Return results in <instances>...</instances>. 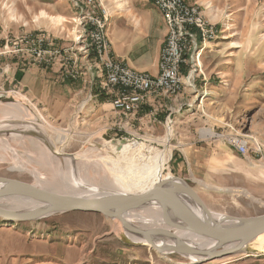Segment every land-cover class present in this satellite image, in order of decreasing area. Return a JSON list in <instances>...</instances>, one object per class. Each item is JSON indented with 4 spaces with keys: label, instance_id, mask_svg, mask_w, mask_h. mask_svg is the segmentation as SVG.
I'll use <instances>...</instances> for the list:
<instances>
[{
    "label": "rangeland",
    "instance_id": "1",
    "mask_svg": "<svg viewBox=\"0 0 264 264\" xmlns=\"http://www.w3.org/2000/svg\"><path fill=\"white\" fill-rule=\"evenodd\" d=\"M97 3L109 14L108 34L113 51L128 35L129 40L123 42L125 50L150 57L157 34L150 31V43L146 44V24L139 18L144 11L156 26L157 12L148 4L150 1ZM121 7L126 8L120 17L123 22L117 15ZM230 8L228 3L222 18L205 15L219 30L214 41L222 44V50L206 59L203 53L208 48L201 53L192 75L194 82H187L180 91L190 99L182 106L185 114L178 120L170 113L174 122L170 126L165 120L170 110L164 106L150 117L149 128L142 130L133 121L125 127L118 125V115L110 103L102 109L92 108L95 84H87L86 91L92 90L89 95L86 91L78 94L82 88L78 80L86 71V62L91 66L84 56L79 57L81 76L71 79L60 70L63 80L53 71L58 66L61 69L60 65L34 64L15 54L0 55V126H32L24 133L15 129L0 131V177L39 187L47 182L51 183L47 184L49 187L54 186V182L62 185L59 188L66 189V194L90 197L110 191V183L117 178L132 184L145 180L150 174L148 161L166 151L161 181L183 184L174 177L185 180L207 208L220 217L264 214V0H239L235 14H231ZM78 12L74 0H0V46L7 38L45 34L58 47L68 48L60 42L68 39L73 45V18ZM135 16L142 30L133 28ZM124 22L133 29L124 28ZM213 59L220 74L209 71L210 75L203 66L205 60L211 64ZM18 61L21 64L14 65ZM8 62L16 67L15 71ZM90 70L96 72V68ZM198 91L206 96L205 100H199L198 95V101H192ZM101 117L105 119L100 120ZM184 120L188 122L183 123ZM190 127L194 130L190 131ZM186 129L195 137L196 144L188 139ZM65 135L69 138L63 144ZM229 135L248 139L246 155L228 144ZM126 141L137 142L143 148L140 154L131 150L126 158L117 159L116 142ZM258 147L263 149L262 153L257 151ZM65 154L77 156L70 172L64 166ZM183 158L193 159V165L183 164ZM133 224L140 227L138 222ZM118 227L112 219L83 211L18 223L0 219V264H192L178 253L163 255L148 245L128 243ZM251 243L244 252L202 264H264V249Z\"/></svg>",
    "mask_w": 264,
    "mask_h": 264
},
{
    "label": "built area",
    "instance_id": "2",
    "mask_svg": "<svg viewBox=\"0 0 264 264\" xmlns=\"http://www.w3.org/2000/svg\"><path fill=\"white\" fill-rule=\"evenodd\" d=\"M153 2L167 28L156 76L134 69L115 56L108 34L110 17L97 0H74L79 12L73 18L76 33L70 47H58L49 35H25L7 38L0 46V55L15 54L34 64L60 65L63 74L71 79L81 76L79 57L84 56L91 62L90 67L100 74L101 91L108 96L114 109L126 117H135L152 96H176L187 82H194L192 75L201 53L218 38L216 24L207 19L197 0L192 3L187 0ZM189 52L195 60L188 75L184 76L182 67L187 63ZM173 123L170 114L166 124ZM247 140L233 135L227 137L228 144L242 155L249 151ZM257 151L262 153L263 149L258 147Z\"/></svg>",
    "mask_w": 264,
    "mask_h": 264
},
{
    "label": "water",
    "instance_id": "3",
    "mask_svg": "<svg viewBox=\"0 0 264 264\" xmlns=\"http://www.w3.org/2000/svg\"><path fill=\"white\" fill-rule=\"evenodd\" d=\"M174 178L182 181L183 184L163 180L144 192L86 197L57 193L33 183L0 177V200L21 197L41 204L39 208L26 211H17L0 206V219L18 223L39 220L59 213L83 211L96 213L112 220L118 219L127 232L143 235L152 248H154L155 240L158 237L180 240L176 234L179 230L214 242V245L209 249L181 242L174 247L168 246L169 253L198 257L197 260L191 261L192 264H202L241 253L243 248L264 234V214L238 218V222L234 224H220L213 219L210 210L195 190L185 180L178 177ZM180 197L185 198L189 202L188 205ZM192 203L201 207L206 216L203 217L198 214ZM152 204L162 206L165 223L170 228L169 230H164V232L161 230H143L127 222L125 217L129 212ZM169 212H172V217ZM164 248L158 251L162 253L165 251Z\"/></svg>",
    "mask_w": 264,
    "mask_h": 264
},
{
    "label": "crops",
    "instance_id": "4",
    "mask_svg": "<svg viewBox=\"0 0 264 264\" xmlns=\"http://www.w3.org/2000/svg\"><path fill=\"white\" fill-rule=\"evenodd\" d=\"M149 1H150V3H148V4H151L152 7L155 8L156 12H157L158 21L156 22V26H154V24H153L154 22H153L152 18L149 17L147 15V13H145L144 11L142 12L141 17H139V18L143 19L144 20L143 23L146 24L147 33H146V36L144 39L146 44L150 43L149 42L150 40L148 38H150L152 36L151 35L152 33L157 34L158 39L156 41V45H155L154 51L152 52L151 56L148 57L144 53H139V54L138 53L137 54L132 53L131 54L130 52H127L125 50L127 47H125L123 42H127L129 40L128 35H126L125 38H123V42L120 46H115L114 53L119 60L126 63L130 67L137 69V70H140V71L149 72L150 74L156 76L159 74V62H160L162 47H163V44H164L166 36H167V28H166V25H165V22L163 20L161 12L156 7L153 0H149ZM193 1L194 0H187L188 3H192ZM197 1L202 5L203 12L207 17L222 18V17H224V14L226 11L225 7L228 5V3L230 4V7H231L229 10H232V12H233V13L231 12V14H235V12L238 10L237 8H238V1L239 0H197ZM122 16H124V15H122ZM122 16H118V20L123 22L124 19L120 18ZM134 20L135 21L132 24L133 28L135 30H142L143 28H142V24H141L140 20H137L136 16L134 17ZM113 24H114V22L111 24V30L112 31H113ZM123 24H124V28L128 29L129 31L133 29L131 27V24H129L127 22H124ZM150 31H151V34H150ZM148 34H149V37H148ZM122 37H124V35ZM60 44L63 46H71L72 45V43L68 39H63V41L61 40ZM143 46H145V45H143ZM207 48H208V50H206ZM207 48L205 49L206 50L205 52L203 50L204 53L202 52L204 59L208 58L206 56H211V57L216 56L218 54V52H220V50H222V44L219 42L213 41V42L208 44ZM193 60H195V59L192 56V53L189 52L187 54V63L184 64L182 67V73L184 74V76H187L189 71L191 70V67L193 65ZM215 62H216V59H213L211 64L209 62H207L206 60L203 63V66L207 69L208 74H210V75L212 73H209V71L217 73V74L221 73V71L218 70V65L214 64ZM20 64L21 63H19V61H18V62H15L14 65H20ZM8 65H10L12 67V64L10 62H8ZM15 69H16V67L13 66L12 70L15 71ZM24 70L25 69H21L20 71H24ZM29 70H32V69L30 68ZM60 70L61 69L58 66V68L57 67L54 68L53 71L57 72L58 73L57 76L64 80V78L61 75L62 73H60ZM84 70H86L84 72V75L78 80L79 82L82 83L81 84L82 88L79 90L78 94L81 95L82 93H84L86 91L88 83H89L90 87L91 86L93 87V84H95L94 88H95L96 92L94 93L95 98H94V100H92V102H93L92 108H98L99 107V109H102V108H105V106H106L105 104H107V103H110L109 106L110 105L112 106L111 101L109 100L108 96L105 95L101 91L100 74L97 71L93 72V70H90V67H88L87 62H86V66H84ZM208 74H206V76ZM197 77L200 78L201 82L203 81L201 79L200 74H198ZM91 91H92L91 89L86 91L87 95H89L91 93ZM183 93L185 94V92H183ZM183 93H180L177 96H173V95H171V96L158 95L155 97L152 96L149 103L146 106H144V108L135 117H126V116L122 115L121 113H119L118 111H116L114 109V107L112 106L113 110L115 111V114L118 115V119L116 120L117 121L116 123L120 126L125 127V126L130 125L131 121H133V125H138V128L140 130L148 129L149 128L148 121H149L150 117L153 114L155 115L156 111L163 106L168 107L166 110H170V112L167 114V116L170 113H173L174 117H177V119L179 120L185 114V112H183V110H182V106L184 104L188 103V101L190 100V99L186 98V96ZM198 95H200V97ZM90 96L92 97L93 94H91ZM197 96L199 97V100L201 97H203V100H205V98H206V96H202L201 92L198 91L196 96H194L195 98L192 97V101H195V100L198 101ZM123 118H125V119L127 118V120L123 121ZM166 118L167 117L165 116V120H166ZM103 119H105V117L100 118V120H103ZM186 120H184L183 123H187L188 121H186ZM189 130L190 131L194 130V127H190ZM189 130H187V129L185 130L186 135H187L188 139L193 140V142H194L193 145H194V144H196V141H194L195 137L192 134H190ZM190 155H192V154L190 153ZM192 160L193 159H190V158H183L182 163L183 164L188 163V164L193 165ZM183 164H179V165H182V167H183Z\"/></svg>",
    "mask_w": 264,
    "mask_h": 264
},
{
    "label": "bare ground",
    "instance_id": "5",
    "mask_svg": "<svg viewBox=\"0 0 264 264\" xmlns=\"http://www.w3.org/2000/svg\"><path fill=\"white\" fill-rule=\"evenodd\" d=\"M125 10H126V8L121 7L120 10H119V12L117 13V15L118 16H122L124 14ZM13 106H14V104H13ZM7 109H6V112H7ZM18 110H19V108H18ZM4 111H5V109H4ZM22 124H21V126H19V128H15L14 126L1 125L0 126V131H9L10 129H15V130H17L20 133H24V132L30 131V129H32V126L31 125H27L28 123L26 125L25 124L22 125ZM65 136H66V140L64 141L63 144H66V142H67V140L69 138V136H67V135H65ZM3 144L4 145H7V143L6 144L3 143ZM142 145H144V144H142ZM142 148L143 147L140 146L137 142H134V143H129L128 141H126V142H116L115 149L118 151V154L117 155H119V157L117 159L126 158V154L129 151H131V150H133L135 152L138 151V153H139V151L141 152V149ZM46 151H48V149ZM131 153H132V151H131ZM65 155L67 157H64V166L70 172L72 170V166L75 164V160H76L77 156L74 155L72 157L69 154H65ZM138 155H136V157H138ZM145 160L147 161V159H145ZM119 161H121V160H119ZM165 161H166V151H162V152L158 153L156 155V157L154 156L153 160L151 159V160L148 161L149 164L151 165L150 168L148 169L149 172H150V174H148L147 178L145 177L146 178L145 180L142 178L143 180L137 181V183H133L132 184L131 182H128V183L120 182L119 179L117 178L116 179V182L114 181V182L110 183V185H109L112 189H114L116 191H114V190L111 189L110 191H106L104 193L103 192L102 193H94V194L90 195V197L91 196L92 197L103 196V194H113L114 192H116V193L117 192H119V193H138V192H144V191L152 188L158 182H161L160 178H161V173L163 171V168L165 166ZM140 162H142V161H140ZM55 163H53V164H55ZM117 163H118V161H117ZM125 165L126 164L124 163V167H125ZM141 172H142V170H141ZM136 176H137V174H136ZM53 183H52V185H54V186H50V187L48 185H50L51 183L50 184L48 182L47 183H42V184L40 183V187L41 188H44V189H47V190H51L53 192H57V193H62V194H66L67 193L66 189H62L63 187L62 188H59V186L61 187L62 185H55ZM171 183H177V182H171ZM45 184L46 185L48 184V185L46 186ZM58 184H60V183H58ZM132 185H135V186L132 187ZM137 185H139V186L141 185V186L138 187ZM78 194H85V192L84 193H79L78 192ZM70 195H73V194H70ZM78 196H80V195H78ZM86 197H88V196H86ZM180 198H181V200L185 204L188 205L189 202L185 198H182V197H180ZM0 206L6 207L8 209H14V210H17V211H26V210H32L34 208H39V207H41V204H39V203H37L35 201H32V200H28V199L21 198V197H13V198H9V199L0 200ZM192 206H193V208L195 209V211L198 214L202 215L203 217L206 216L205 213L203 212V210L201 209V207H199V206H197V205H195L193 203H192ZM210 212H211V216L213 217V219L216 220L220 224L229 225V224H234V223H237L238 222V218H234V217H224V216L223 217H220L219 214L213 213L211 210H210ZM169 215L172 217L173 216L172 215V212H169ZM164 217H165V214L163 212L162 206L159 205V204H152L150 206H147L146 208H143V209H140V210L139 209L138 210H133V211L129 212L126 215L125 218H126L127 222L129 224H131V225H134L133 222H138L140 224L139 226L143 230H154V231L161 230V231L164 232V230H169L170 229L166 225L165 218ZM154 220H155V223H152V221H154ZM114 221L117 222V225L120 227V230L123 233L122 235H124V239L127 240V242H131L133 244L148 245L149 247H151L149 241L143 235H138V234L126 232L122 228L123 225H122L121 221H119L118 219H114ZM146 221H148L150 223H147ZM176 234L178 235V237H179L180 240H176V239L174 240V239H171L169 237H167V239H163V238L158 237V239L155 240V243L156 244H155V246H154L153 249H156L158 251L159 249L165 247L164 248L165 251H163L161 254L166 255V254H169V252H170L169 249H168V246L174 247L179 242L184 243V244H187V245L196 246V247H199V248H206V249L207 248L209 249V248H211L214 245V242H212L210 240H206L204 238L198 237V236H196L194 234H191V233L184 232L182 230L177 231ZM251 246L256 247L257 249H264V234H261L258 238H256L255 241H253L251 243ZM229 247H231V246H229ZM245 250H246V247L243 248V252ZM184 257L189 258L191 261H194V260H197L198 259V257H188V256H184Z\"/></svg>",
    "mask_w": 264,
    "mask_h": 264
}]
</instances>
